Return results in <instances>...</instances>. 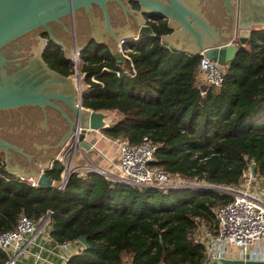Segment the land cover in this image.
I'll list each match as a JSON object with an SVG mask.
<instances>
[{
  "label": "trees",
  "instance_id": "trees-1",
  "mask_svg": "<svg viewBox=\"0 0 264 264\" xmlns=\"http://www.w3.org/2000/svg\"><path fill=\"white\" fill-rule=\"evenodd\" d=\"M146 17L153 33L128 40V58H115L93 40L79 51L81 105L116 115L100 132L136 143L146 135L156 145L150 164L186 179L236 184L250 161L264 177V28L237 43L222 65V83L213 87L198 79L200 54L161 44L170 31L165 19ZM42 58L64 75L73 72L50 39ZM61 170L55 160L44 172L53 183L30 185L0 160V230L12 228L19 212L37 219L50 209L56 242L82 235L88 244L65 264H198L203 245L190 235L194 218L212 225L211 207L230 198L204 186H136L93 170L71 172L59 189ZM6 258L0 250V264Z\"/></svg>",
  "mask_w": 264,
  "mask_h": 264
},
{
  "label": "water",
  "instance_id": "water-1",
  "mask_svg": "<svg viewBox=\"0 0 264 264\" xmlns=\"http://www.w3.org/2000/svg\"><path fill=\"white\" fill-rule=\"evenodd\" d=\"M148 13L160 15L170 29L161 44L220 65L252 27L264 28V0H0V156L7 173L49 186L45 165L57 160L75 127L80 129L73 147L88 150L86 134L106 125L103 111L82 106L80 88L43 60L39 33L67 58L89 40L118 58L119 40L153 33ZM249 168L254 174L253 162ZM77 240L88 245L82 235Z\"/></svg>",
  "mask_w": 264,
  "mask_h": 264
},
{
  "label": "built area",
  "instance_id": "built-area-1",
  "mask_svg": "<svg viewBox=\"0 0 264 264\" xmlns=\"http://www.w3.org/2000/svg\"><path fill=\"white\" fill-rule=\"evenodd\" d=\"M130 39L136 40L137 38L132 37ZM130 39L122 38L118 41V54L124 58H128L127 52L130 48L127 46L126 42ZM70 60L71 63H77L79 54L74 52ZM76 74V77L72 76V78L73 80L76 79L77 86L80 88V78L82 79L84 72L80 71V68H77ZM197 76L198 79L206 85L218 87L223 81L222 65L200 54L197 63ZM79 129V127H75L70 135L71 140H67L57 155V160L62 163L60 178L56 183L57 188L61 189L64 186L71 172L75 171L79 175H84L90 170L102 173L110 179L136 186H154L162 190H166L170 187L192 186L185 180L186 178L178 173H170L156 165L150 164L154 159L156 145L146 135L142 136L138 143L130 142L121 137H113L110 139L111 142L116 145L118 151L116 173L110 174L107 170L92 165L91 163H86L79 168L74 167L72 165V158L73 152L77 148L75 149L73 147V143L76 140ZM250 163L246 169L242 170L241 179L247 180L246 184L242 186H237L238 183H209L216 186L220 185L221 187L216 190L228 194L230 198L225 202L216 203L211 207V211L216 220L215 232L208 233V231L204 230L205 232H203L202 235H197L196 228L191 232L193 239L203 245L204 258L198 264H205L210 260L222 259L228 252L230 253V247L237 248L238 252L243 256L246 255V253H249L250 257L257 256V250H255L253 246L256 241L260 239L264 240V185H262V188L259 186L249 187L247 185V182H249L251 178L260 177V175L255 176L251 174L249 168ZM15 176L21 180H25L30 185L37 184L36 178L32 176ZM50 213L51 210L47 209L37 219H33L19 212L16 215L15 223L12 228L0 230V250L7 255L4 264L15 263L16 258L24 253L31 254L36 259L44 260L40 254L43 245L36 241V235L38 232L43 231L46 235L50 236ZM68 242L69 241H55L54 246L63 248ZM33 247H36V251L32 250ZM58 256L61 258L62 264H65L67 257L63 255Z\"/></svg>",
  "mask_w": 264,
  "mask_h": 264
},
{
  "label": "crops",
  "instance_id": "crops-1",
  "mask_svg": "<svg viewBox=\"0 0 264 264\" xmlns=\"http://www.w3.org/2000/svg\"><path fill=\"white\" fill-rule=\"evenodd\" d=\"M255 28H260V27H252L251 29H255ZM236 33H237V31H235V35H236ZM237 43H239V42L236 41V43H235L236 46H237ZM171 44L176 46L173 43H171ZM176 47H178V46H176ZM185 50H187V49H181V51H185ZM69 77L74 82L72 76H69ZM113 117H116V115L113 114ZM85 138L87 139V141L91 145L90 149H88V150L76 149L78 151L79 158L74 163V165H73V160H72V165L76 168H79L80 166H82L86 163H93L95 161L98 162V160L99 161L103 160V161H105L106 164L109 165V158L106 157V155L104 154V152H102L100 150V148L103 147L102 149L105 150V152H106V149L108 148L107 144H110L111 146L113 145L112 147L115 150L116 158H115L114 162H112V163L110 162L111 163L110 167L112 169H109L110 171H108V169H105V170H107L110 174H112L111 171H113V173H116V163L118 160V151H117L116 145L111 142V140H110L111 138L106 137L104 134H102L100 132V130L91 131L90 133L86 134ZM62 148H63V146L61 147V149ZM60 150H59V152H60ZM58 153L56 154V157H57ZM96 154H98V155H96ZM0 160L2 162L3 155L0 156ZM38 164H39V162H38ZM45 167L47 169L50 168L51 167L50 162L47 165H45ZM52 183H53V181H52ZM194 219L196 220V225L194 228H192V230L196 228L195 230H196L197 235H202L203 232H205L204 230L208 231V233L215 232L216 220L214 221V223L212 225H209L199 218H194ZM192 230H191V232H192ZM191 232H190V235H191ZM36 241H38V243L43 245V249L40 250V254H41L42 258H44V260L43 259H36L33 255L24 253V254H20L16 258L15 264H62V260L58 255H63V256L68 257L70 254L76 253L79 250H81V248H82V244L78 240H70L66 244V246L63 248L60 246H54L55 240L51 236L46 235L45 232H43V231L37 233ZM253 247L255 250H257V256L256 257H253V256L250 257L249 253H246V255L243 256L242 254H240L238 252L237 248L230 247V253L228 252L225 257H223L220 260L207 261L205 264H264V250H263L264 240L260 239V240L256 241ZM32 250L36 251V247H33ZM235 254L238 255L239 257H236ZM240 255H242L243 257H241ZM203 258H204V253H203L201 261L203 260ZM125 264H131V263L127 260L125 262Z\"/></svg>",
  "mask_w": 264,
  "mask_h": 264
},
{
  "label": "rangeland",
  "instance_id": "rangeland-1",
  "mask_svg": "<svg viewBox=\"0 0 264 264\" xmlns=\"http://www.w3.org/2000/svg\"><path fill=\"white\" fill-rule=\"evenodd\" d=\"M74 53V52H73ZM73 55V54H72ZM71 55V56H72ZM71 56H70V59H71ZM81 61H82V59H81V57L79 56V60L77 61V63H74V62H72V68H73V72H71L70 73V76H73V77H76V70H77V68H79V66H80V63H81ZM75 81V84L77 85V81H76V79L74 80ZM80 83H81V87L80 88H82L83 86V82H82V79L80 78ZM104 113V122H106V123H109L110 121H112L115 117H113V114L112 113H109V112H103ZM99 130V129H98ZM95 131V130H94ZM108 145V148L106 149V152H105V150H103L102 148L103 147H101L100 148V150L102 151V152H104V154L106 155V157H108L109 158V165L108 164H106L105 163V161H103V160H101L100 158V160L101 161H99L98 160V162L97 161H95V162H93V163H91L92 165H95V166H98V167H100V168H104V169H108V171H110L109 169H112L110 166H111V163L112 162H114L115 161V158H116V154H115V150H114V148L110 145V144H107ZM96 155H98V154H96ZM78 158H79V155H78V151L77 150H75L74 152H73V165H74V163L78 160ZM97 160V159H96ZM111 162V163H110ZM111 173L113 174V171H111ZM253 175H255V176H257V174H253ZM185 180H187L188 181V183L190 184V185H192V186H204V187H210V188H214V189H218V188H220L221 186L219 185V186H216V185H213V184H209V183H206V182H204V181H201V180H198V179H195V178H193V179H185ZM246 179H241L240 178V180H239V182H238V185L237 186H242V185H244V184H246ZM247 185L249 186V187H260V188H262V185H264V177H263V175H260V177H255V178H251L250 180H249V182H247ZM235 256L236 257H239L238 255H236L235 254ZM241 257H243L242 255H240ZM125 260V259H124Z\"/></svg>",
  "mask_w": 264,
  "mask_h": 264
},
{
  "label": "flooded vegetation",
  "instance_id": "flooded-vegetation-1",
  "mask_svg": "<svg viewBox=\"0 0 264 264\" xmlns=\"http://www.w3.org/2000/svg\"><path fill=\"white\" fill-rule=\"evenodd\" d=\"M129 3H130V1H129ZM131 5V4H130ZM40 34V36H42V38L44 39V42H45V46H46V40L47 39H49V37H48V35L45 33V32H40L39 33ZM45 34V35H44ZM90 41L91 40H89V42L87 43V45L90 43ZM94 41V40H93ZM86 42H85V44H84V46L81 48V50L83 49V48H85L86 46ZM45 46H44V48H45ZM59 46V45H58ZM60 47V46H59ZM44 48H43V50H44ZM61 48V47H60ZM61 50H62V48H61ZM81 50H77V53L79 54V51H81ZM43 52V51H42ZM80 56V55H79ZM41 57H42V54H41ZM65 57V56H64ZM65 58H67V57H65ZM67 59H69L70 60V58H67ZM68 76H70V74L68 75ZM74 83V85L76 86V84H75V82H73Z\"/></svg>",
  "mask_w": 264,
  "mask_h": 264
}]
</instances>
